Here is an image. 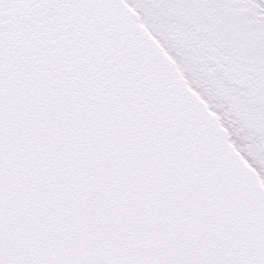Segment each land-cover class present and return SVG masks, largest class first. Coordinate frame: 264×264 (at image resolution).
<instances>
[{
	"label": "snow or ice",
	"instance_id": "obj_1",
	"mask_svg": "<svg viewBox=\"0 0 264 264\" xmlns=\"http://www.w3.org/2000/svg\"><path fill=\"white\" fill-rule=\"evenodd\" d=\"M0 264H264V0H0Z\"/></svg>",
	"mask_w": 264,
	"mask_h": 264
}]
</instances>
